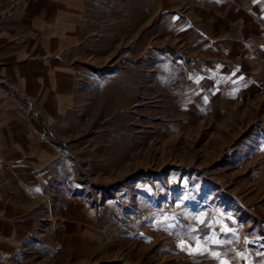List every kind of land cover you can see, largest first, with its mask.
I'll return each instance as SVG.
<instances>
[{"label": "rangeland", "instance_id": "374dc122", "mask_svg": "<svg viewBox=\"0 0 264 264\" xmlns=\"http://www.w3.org/2000/svg\"><path fill=\"white\" fill-rule=\"evenodd\" d=\"M145 1L88 7L34 262L264 264V0L233 66Z\"/></svg>", "mask_w": 264, "mask_h": 264}, {"label": "crops", "instance_id": "0c3cea01", "mask_svg": "<svg viewBox=\"0 0 264 264\" xmlns=\"http://www.w3.org/2000/svg\"><path fill=\"white\" fill-rule=\"evenodd\" d=\"M90 4L0 0V264H32L46 206L50 217L58 202L65 211V146L51 137L65 145V129L56 125H65ZM150 4L192 32L194 52H223L231 66L247 62L244 47L240 55L252 36L243 28L254 15L247 0H147V13Z\"/></svg>", "mask_w": 264, "mask_h": 264}]
</instances>
